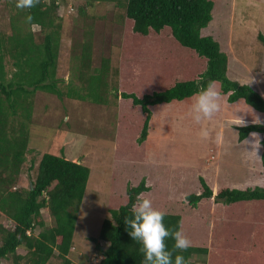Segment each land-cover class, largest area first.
<instances>
[{"label": "trees", "instance_id": "1", "mask_svg": "<svg viewBox=\"0 0 264 264\" xmlns=\"http://www.w3.org/2000/svg\"><path fill=\"white\" fill-rule=\"evenodd\" d=\"M1 1L7 9L8 28L1 26L0 15V213L12 224L0 222V263L44 264L55 254L58 264H78L70 260L68 252L88 166L61 152L42 151L33 179L26 187L17 185L29 150L26 127L31 122L34 91L73 96V88L60 89L55 76L62 25L58 10L66 0H40L29 10L16 9L14 0ZM96 1H112L123 11L118 66L109 75V58L101 56L99 64L90 67L89 21L79 41L78 78L92 71L86 76L87 88H105L108 76L114 75L112 92L118 104L113 141L124 138L131 144L128 148L132 150L123 152L133 173L121 166L111 173L120 176V181L111 175L109 214L102 218L97 234L89 236L98 251L94 264H142L141 245L132 239L124 223L125 217L131 218L138 197L150 199L154 208L165 213L166 228L179 230L190 239L191 247L174 253L183 255L187 264H264V122L234 124L237 141L252 132L262 135L255 163L257 177L221 178L219 163L206 166L203 161L195 166L168 163L169 167L159 162L161 170L156 173L138 167L147 161L145 141L153 104L187 102L201 86L216 81L227 102L241 100L264 118V71L249 73L224 50L210 29L219 17L212 12L214 0H82L77 12L88 17L85 9ZM221 13L219 18H226L218 26L222 31L229 21L227 13ZM28 14L33 17L31 23L25 20ZM256 36L264 45V35ZM103 90L96 98L99 102L106 101ZM132 111L138 116L137 124L140 120L135 132L128 123ZM128 113L131 115L126 119ZM187 169L191 172H184ZM43 206L53 223L36 235L27 234L41 225ZM165 243L171 250L174 241L169 238ZM20 247L25 253L17 252ZM195 254L202 256L201 262L191 259Z\"/></svg>", "mask_w": 264, "mask_h": 264}, {"label": "rangeland", "instance_id": "2", "mask_svg": "<svg viewBox=\"0 0 264 264\" xmlns=\"http://www.w3.org/2000/svg\"><path fill=\"white\" fill-rule=\"evenodd\" d=\"M80 3L82 4V0H66L58 10L62 15V25L59 31L55 76L59 79L60 89H66L68 86L73 88V96L66 93L58 96L39 89L34 91L29 113L31 122L27 123L26 127L29 150L26 151L17 185L26 187L33 179L35 165L42 151L61 152L88 166V177L77 206L72 246L68 256L74 263L94 264L98 251L94 249L89 236L97 234L102 218L109 214L107 200L111 199L108 191L109 181H112L111 173L119 166L133 173L132 165L125 160L123 152L131 151L132 148H128L131 144L124 138L113 141L118 104L112 92L114 75L108 76L105 88L100 85L92 89L87 88L86 76L92 74V71L85 73L83 78H78L79 41L89 21L92 23L90 67L98 65L101 56L109 58V75L112 74L113 68L118 66L119 47L124 32V17L120 16L123 11L121 7L113 6L112 1H96L93 6H87L85 9V15L88 16L85 18L77 12ZM4 4V1L0 2L3 21L1 26L7 29L8 14ZM220 10L227 13L229 21L228 28L223 27L222 31L218 26L225 22L226 18H219L222 14ZM212 12L219 17L217 24L210 25V29L224 50L237 59L249 73L254 70L264 71V45L256 36L257 33L264 35V0H214ZM9 75L11 76V73ZM213 84L218 89L219 83L215 81ZM100 90H103L101 93L102 97L106 98L105 102L96 100ZM119 90L117 83L115 92L118 93ZM192 100L193 98L187 102L182 100L152 105L144 151L147 161L138 167L148 168L152 173H156L161 170L160 163H166L169 167V164L194 165L203 161L206 166L211 162L216 165L219 163L221 178H229L231 175L237 179L240 175L248 179L257 177L259 173L255 163L258 161V150L253 151L250 135L248 143L236 142L234 124L238 123V118L243 119L245 123L255 122L257 117L263 123L264 118L243 101L227 102L221 95V110L211 121L197 124L189 115ZM123 111L127 112L125 104ZM130 115L128 113L126 119H129ZM137 117L132 111L128 121L130 130H138L140 120L137 124ZM202 129L208 132L206 138L201 136ZM133 149L135 152V148ZM235 170H238L239 174ZM188 171L191 172L189 169L184 172ZM198 173L197 170L195 176ZM178 175L180 178L183 176ZM112 177L120 181V176ZM39 213L41 225H35L28 234L36 235L53 223L46 206L40 207ZM0 222L12 224L9 218L1 213ZM206 224L210 225V217L207 218ZM17 252L25 253V249L20 247ZM201 258V255L191 256L196 262H201ZM0 264L10 262L1 260ZM44 264H58L57 256H49Z\"/></svg>", "mask_w": 264, "mask_h": 264}, {"label": "clouds", "instance_id": "3", "mask_svg": "<svg viewBox=\"0 0 264 264\" xmlns=\"http://www.w3.org/2000/svg\"><path fill=\"white\" fill-rule=\"evenodd\" d=\"M40 0H14V6L18 10H29L36 7ZM27 23L33 21L31 14L25 17ZM199 83V82H198ZM221 93L209 82L206 86H201L193 96L189 115L191 119L200 124L203 121H211L221 110ZM254 123H261L259 118H255ZM236 125L244 126L245 121L238 118ZM206 129L201 130V136L207 137ZM252 137L253 151L260 147L258 134L250 133ZM248 143L245 140V144ZM131 218L125 217L124 223L127 226L129 235L137 241L141 247L139 251L143 254L142 264H187L183 255L174 253L184 252L191 247L190 239L179 230H170L164 225L165 213L154 208L152 201L148 198H137L131 208ZM29 232V230H27ZM28 234V233H27ZM174 241L171 250L167 249L166 239Z\"/></svg>", "mask_w": 264, "mask_h": 264}, {"label": "crops", "instance_id": "4", "mask_svg": "<svg viewBox=\"0 0 264 264\" xmlns=\"http://www.w3.org/2000/svg\"><path fill=\"white\" fill-rule=\"evenodd\" d=\"M251 118H253V117H251ZM257 134H259V133H257ZM250 135V134H249ZM249 135L245 138V139H243V140H241V141H237L236 140V137H235V140H236V142H239L240 144H243L244 142H245V140H247L248 138H249ZM258 137H259V139L262 137V135H258ZM259 149V148H258Z\"/></svg>", "mask_w": 264, "mask_h": 264}, {"label": "built area", "instance_id": "5", "mask_svg": "<svg viewBox=\"0 0 264 264\" xmlns=\"http://www.w3.org/2000/svg\"><path fill=\"white\" fill-rule=\"evenodd\" d=\"M26 233H28V231H26Z\"/></svg>", "mask_w": 264, "mask_h": 264}]
</instances>
